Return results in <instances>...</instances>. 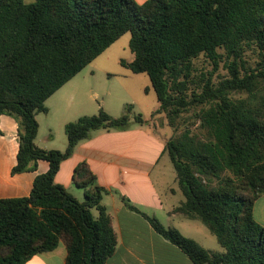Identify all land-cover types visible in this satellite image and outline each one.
<instances>
[{
	"label": "trees",
	"instance_id": "obj_1",
	"mask_svg": "<svg viewBox=\"0 0 264 264\" xmlns=\"http://www.w3.org/2000/svg\"><path fill=\"white\" fill-rule=\"evenodd\" d=\"M127 33L134 59L121 66L149 76L152 88L145 92L152 89L158 100L151 117L166 115L174 127L182 113L202 107L195 116L202 135L187 128L167 141L184 196L173 213L200 221L223 252L145 218L194 264H264V227L254 216L264 194V0H0V116L18 123L13 173L35 171L39 161L50 165L30 196L0 200V264H26L60 243L65 264H107L115 253L117 234L102 205L107 190L89 164L77 165L73 175L85 189L84 201L55 178L93 131L123 130L133 120L145 123L143 117L131 104L120 117L100 108L66 124L65 152L36 145V117L48 113L51 96ZM220 51L233 59L230 77L217 87L209 80L189 94L193 60L204 55L218 64ZM247 51L257 55L253 68L244 59Z\"/></svg>",
	"mask_w": 264,
	"mask_h": 264
},
{
	"label": "crops",
	"instance_id": "obj_2",
	"mask_svg": "<svg viewBox=\"0 0 264 264\" xmlns=\"http://www.w3.org/2000/svg\"><path fill=\"white\" fill-rule=\"evenodd\" d=\"M123 76L130 77L128 73ZM145 86L150 88L148 84ZM130 90L126 82H113L108 87L97 81L93 83L74 77L46 101L48 113L37 115L36 145L44 150L65 152L68 145L66 124L96 113L93 111L96 101L113 117H120L122 112L125 113L126 105H133L134 114H140L145 123L133 120L123 130L93 131L89 138L78 143L72 156L60 164L55 182L79 201H84L85 189L74 183L73 175L77 165L86 162L96 175L97 184L107 190L102 205L112 218L118 238L116 251L107 264H194L180 248L158 234L145 218L146 215L166 228L178 229L207 250H211L208 246H213V240L200 221L173 213L184 201V196L177 184L176 172L167 160L164 162L168 155L167 132L159 131L164 127H154L155 118L148 119L145 115L147 112L153 114L158 105L153 107V100H143L132 95ZM18 138L17 121L1 115L0 200L30 196L36 178L50 168L47 161H39L35 171L14 174ZM128 204L140 213L131 210ZM93 213L98 215V211ZM254 216L264 227V194L254 205ZM66 257V247L60 243L53 252L38 254L26 264H65Z\"/></svg>",
	"mask_w": 264,
	"mask_h": 264
},
{
	"label": "rangeland",
	"instance_id": "obj_3",
	"mask_svg": "<svg viewBox=\"0 0 264 264\" xmlns=\"http://www.w3.org/2000/svg\"><path fill=\"white\" fill-rule=\"evenodd\" d=\"M35 1L36 0H25V3L31 4L34 3ZM136 1L138 3H144L147 0H136ZM129 39H131V33H127L124 36H122L118 41L113 43L106 51H104L98 58H96L85 69H83L76 77L78 79L90 80L93 83L97 81L99 82V84H104L107 85L108 87L111 86L113 82H116V84L119 81L126 82L128 86H130L131 89L130 91H132V95L141 97V99L143 100H153V105H154L153 107H157L158 100L156 93L152 91V89L149 90L150 91L149 94L145 92L146 90L145 85L148 84L149 87L152 88V84L149 76L147 74L133 75L131 71L121 66L122 60L131 61L134 59V55L129 47V43H130ZM219 53L221 54V58L218 61V64H216L213 60H211L209 57H206L204 55H201L199 58H197V60L196 59L193 60L192 68L189 76V84H188L190 88V91H188L189 94L192 91H198V92L202 91L203 85L209 80L211 81L214 87H217L220 84V82L230 77L228 67L230 63L233 61V59L229 58L223 51H220ZM244 59L245 61L248 62L247 66H250V68L256 66L257 55L255 54V52L247 51L245 53ZM123 73H128L130 77L125 78L123 76ZM233 96L235 98L244 97L243 94H239V93H234ZM201 109L202 107H194L188 111H185L179 116L174 127L169 126L168 119L167 117H165L166 115L156 116L155 117L156 121L153 122V125L156 128L164 127V128H159L158 130L161 132H167L168 141L179 138L187 128H190L196 134L202 135L203 131L199 129L200 123H198L195 118L196 114H198V112ZM99 110L100 107L98 102L96 101L94 102L93 105V111H97V112L94 113V115L98 114ZM151 114L152 112H147V114L145 115H147L146 117H148V119H151L152 118ZM121 115H123V112L122 114H120V116ZM166 160L169 162L170 168H172L175 172V169L173 168L174 166L172 164V161L170 160L169 155H167V159H165L164 162H166ZM201 226L202 228H204L208 236L213 240V246H208L210 247L209 249H211L209 251L213 253L223 252V249L217 243L216 237L207 229L205 225H201Z\"/></svg>",
	"mask_w": 264,
	"mask_h": 264
}]
</instances>
